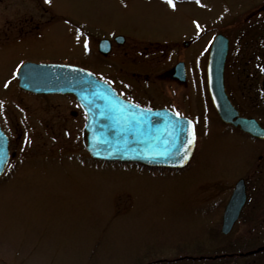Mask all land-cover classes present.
Instances as JSON below:
<instances>
[{"label": "rangeland", "instance_id": "374dc122", "mask_svg": "<svg viewBox=\"0 0 264 264\" xmlns=\"http://www.w3.org/2000/svg\"><path fill=\"white\" fill-rule=\"evenodd\" d=\"M194 2L172 11L138 0L128 4L53 0L54 9L69 16L74 26L79 25L94 40L87 50L74 47L66 25L56 23L62 18L56 16L51 43L39 52L67 60L82 54L80 65H90L101 79L103 73L111 77L118 55L98 63L90 53L97 51L95 40L99 38L122 33L141 47L149 40L170 41L180 34L216 28L189 51L198 60L189 65L187 88L158 78L174 67L170 57L159 64L129 67L130 74L149 75L153 87L141 76L136 78L143 83L141 95L124 92L123 96L145 104L171 103L180 116L196 125L192 162L182 170H149L92 160L83 145V117L71 114L78 110L75 100L17 96V83L11 76L15 64L11 70L9 63H1L0 102L10 103L20 122L23 109L29 108L28 122L49 125H13V119L12 125H4L18 155L0 180V264H177L176 246L189 241L211 243L212 258L229 253L225 246L246 239L245 235L263 244L264 159L260 157H264V142L241 137L223 126L208 98L203 59L210 38L213 41L217 33L231 38L225 67L228 96L242 117L254 118L264 127V96L259 92L260 82V86L264 83L263 52L257 57L248 48L246 34L231 33L232 28L247 24V16L264 0ZM124 70L122 64L117 66V71L124 74ZM253 74H259L255 82L251 81ZM136 79L123 81L135 90ZM18 102L20 109L14 106ZM240 179L247 185V203L231 236L223 237V211ZM185 260L181 264H196ZM199 264H226V260ZM259 264H264V254Z\"/></svg>", "mask_w": 264, "mask_h": 264}, {"label": "water", "instance_id": "95a60500", "mask_svg": "<svg viewBox=\"0 0 264 264\" xmlns=\"http://www.w3.org/2000/svg\"><path fill=\"white\" fill-rule=\"evenodd\" d=\"M117 41L123 42L124 38L119 37ZM228 50V39L219 35L211 48L207 65V85L213 107L223 123L264 140V128L255 119L242 117L225 91ZM99 51L109 54L110 41L102 40ZM174 71L183 82L186 77L184 65L178 64ZM18 78L22 89L35 94H71L76 97L87 116L84 144L95 160L180 170L192 158L196 145L192 121L169 110L153 111L128 102L108 83L85 69L62 64L26 63L19 70ZM189 140H192L191 144ZM9 157V141L0 127V177ZM246 202V183L241 179L225 207L222 234L231 233Z\"/></svg>", "mask_w": 264, "mask_h": 264}, {"label": "flooded vegetation", "instance_id": "af4514ba", "mask_svg": "<svg viewBox=\"0 0 264 264\" xmlns=\"http://www.w3.org/2000/svg\"><path fill=\"white\" fill-rule=\"evenodd\" d=\"M112 1H118L120 4H128V2H131V0H112ZM137 1V0H132ZM142 2H149L154 3V5H157L158 10L160 7H166L171 9L172 11H176V6L180 7L182 5L186 4H194L195 0H173V3L175 4V8L169 7L168 4L165 3V0H138ZM53 0L51 4H45L43 0H0V65L3 62L9 63V66H14L13 70L11 71V76L17 83L18 89L14 93L17 96L22 97H28V98H44L48 96L53 95H38L34 94L32 92L25 91L19 87V80H18V72L21 66H23L26 63H34V64H51V63H58V64H66V65H72L80 68L87 69L91 72L93 70L89 66H82L81 62L83 61L82 54H77V57H73L67 60L66 59H56V58H50L43 56V54L39 53L42 52V49H46L45 47L53 38V24L54 19L57 17H61L62 21H57L63 23V25H66L64 28L67 37L71 40L73 46L76 48L82 47L84 48V42L87 41V45L91 44V42L94 40L91 35L86 34L82 28L77 25L74 26L72 22H70L68 19L69 16H65V14H62V12L57 11L54 9L53 6ZM155 10L156 8L153 7ZM54 10V11H53ZM243 11V10H242ZM249 16H247V24L242 26H236L232 28V32L236 31L238 32V35H245L246 39L248 40L247 44L250 46L248 48L253 49L255 51L256 56L260 57V50H262V62L264 64V2H261L255 7V10L252 11ZM54 13H57L58 15H54ZM75 24V23H74ZM213 30H216V28L210 27L207 30L200 31L199 33H187V34H180L176 39H172L170 41H166V39L163 40H149L147 41L148 45H142L141 47H138L136 42L132 41V39H129L122 33H118L115 35H112L110 37L105 38H99L95 40L97 44V51L94 49V51L90 54H93L94 59L98 63L103 64L105 60L109 58L112 54H117L116 62L114 61L113 69L111 77H106L103 73L101 76V79L108 82L117 92L119 95H121L124 99L133 102L139 106H142L144 108H148L151 110H159V109H168L173 112H176V107L170 104H157L156 102H151L148 104H145L137 99H134L133 97H125L123 94L127 93H135L136 95H141L139 91H142V82H138L136 78L138 77H145L144 80L147 84L152 86L150 84L149 75H144L137 73L134 71V73H129V67H135L136 65H148L149 63L153 64H159L160 62H163L165 59L169 58L174 61V67L170 70H168L164 75L159 76L165 77L166 81H170L171 84L175 85L177 88H187L190 85V68L189 65L195 63L197 64L198 58L194 59L196 55L189 54V51L197 47L198 44H200V41L206 39V36L210 35ZM59 34V31L56 32ZM63 33V31H61ZM227 34V33H226ZM222 35L229 41V51L228 56L230 53V43L231 38L228 37V35H225L223 33H217L212 40L210 38V42H207L205 45L206 48L204 50V59L207 65L208 58H209V52L211 50V47L213 46L214 41L216 38ZM118 37H123L124 41L119 42L117 41ZM109 40L111 42V51L108 55H103L99 52L98 47L101 40ZM82 40V41H81ZM142 42H145L142 40ZM262 48V49H261ZM123 49V52L119 54V50ZM207 51V55H206ZM259 53V55H258ZM172 56V58H171ZM227 56V59H228ZM166 57V58H163ZM194 60V62H193ZM97 62H92L93 66L94 63L98 66ZM227 63V61H226ZM119 64H122L125 67V72L123 74L122 71H117V66ZM178 64H183L185 67L186 77L185 80L182 82L176 77V72L174 71V68ZM253 79L251 81L255 82L259 74H253ZM133 77L136 79V81L139 83L137 88L134 90L132 89L131 85H126L123 81L124 78ZM206 78V69H205V77ZM112 79H115L112 80ZM261 82L259 84V92L263 94L264 91L262 89ZM256 86V85H255ZM153 87V86H152ZM255 89V87H254ZM178 90V89H177ZM125 92V93H124ZM125 94V95H126ZM11 95V94H10ZM9 95V96H10ZM12 96V95H11ZM54 96H60V95H54ZM73 98L76 102L77 111H73L71 114L73 117H79L81 115L83 117L82 124L85 125L86 123V115L83 112V110L80 108L79 104L77 103L76 99L73 96H69ZM167 99L164 95H159L158 98ZM148 98V96H147ZM157 98V99H158ZM209 98V95H208ZM150 99V98H149ZM169 99L172 100L169 96ZM210 101V98H209ZM211 103V101H210ZM15 107H22L20 105V102L14 104ZM212 106V105H211ZM26 107V106H25ZM23 119L20 122V116H17L15 112L12 110V106L10 103L8 105H3L2 102H0V125L2 130L5 132V134L9 138V147H10V160L7 166V169L3 176L0 178V180L4 177V175L9 171L10 165L12 161H15V158L18 154H16V151L12 150V137L9 135L8 130L5 128L4 125H12V119H13V125H49L46 121H39L36 123L28 122L26 118H28V109H23ZM20 112V111H19ZM27 114V115H26ZM85 119V123H84ZM222 123V122H221ZM225 128H228L230 130H233L235 133H237L241 137H247L255 142L262 143L264 140L255 139L249 134H246L241 131L240 128L234 127L232 125H226L222 123ZM264 159V157H260V160ZM223 237H229L231 236V233L228 235H222ZM246 239L244 238L241 241H232L229 245L225 246L226 251L229 253H226L225 255H221L218 257L210 256V251H212V244L211 243H202V242H187L183 245L178 244L176 246V253H175V259L174 263L181 264L182 261H195V263L199 264L200 261H205L206 263H213V261L217 260L218 258H224L226 260V264H259L261 255L264 254V243L261 245L260 241L257 237H252L250 235H245ZM189 256V257H187ZM215 259V260H214Z\"/></svg>", "mask_w": 264, "mask_h": 264}, {"label": "snow or ice", "instance_id": "6c2138e0", "mask_svg": "<svg viewBox=\"0 0 264 264\" xmlns=\"http://www.w3.org/2000/svg\"><path fill=\"white\" fill-rule=\"evenodd\" d=\"M43 2L45 4H51L52 0H43ZM196 2L199 3L200 0H196ZM165 3L168 4L169 7L175 8V4L173 3V0H165ZM197 27H199V25H197ZM84 47H85V50H87V41L84 42ZM7 86L8 85L5 84V87H7ZM177 116H179V113H177ZM193 139H194V137H193ZM188 143L191 144L192 143V140H189ZM185 154H186V150H185Z\"/></svg>", "mask_w": 264, "mask_h": 264}, {"label": "bare ground", "instance_id": "6f19581e", "mask_svg": "<svg viewBox=\"0 0 264 264\" xmlns=\"http://www.w3.org/2000/svg\"><path fill=\"white\" fill-rule=\"evenodd\" d=\"M192 158H193V157H192ZM192 158H191V160H190L189 164L192 162Z\"/></svg>", "mask_w": 264, "mask_h": 264}]
</instances>
